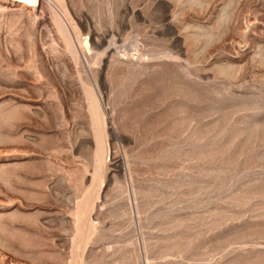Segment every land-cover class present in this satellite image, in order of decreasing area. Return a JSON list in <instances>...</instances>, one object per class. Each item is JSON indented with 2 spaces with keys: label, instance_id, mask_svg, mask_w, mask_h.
Listing matches in <instances>:
<instances>
[{
  "label": "rangeland",
  "instance_id": "obj_1",
  "mask_svg": "<svg viewBox=\"0 0 264 264\" xmlns=\"http://www.w3.org/2000/svg\"><path fill=\"white\" fill-rule=\"evenodd\" d=\"M0 264H264V0H0Z\"/></svg>",
  "mask_w": 264,
  "mask_h": 264
}]
</instances>
